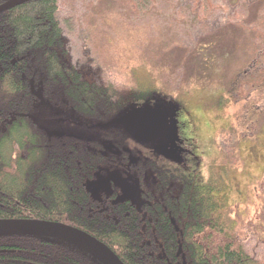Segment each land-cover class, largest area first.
<instances>
[{"label": "trees", "instance_id": "trees-1", "mask_svg": "<svg viewBox=\"0 0 264 264\" xmlns=\"http://www.w3.org/2000/svg\"><path fill=\"white\" fill-rule=\"evenodd\" d=\"M57 14V0H34L0 14V220L75 227L104 243L123 264H263L238 241L226 179H197V172L165 149L168 154L138 144L121 127L88 129L93 118L103 124L117 118L114 105L106 108L117 92L88 82L70 62ZM258 38L254 61L233 81L238 97L240 86L250 83L261 107L264 68L257 80L250 75L264 65V38ZM169 84H161L160 93L154 83L138 86L126 109L149 104L145 99L154 94L180 91H169ZM262 109L241 115L239 126L249 130L257 121L258 127ZM110 178L141 180L143 205H118L115 188L108 199L91 192L97 179ZM15 244H22L15 246L19 264H101L74 245L32 236H0V264L15 262L6 252Z\"/></svg>", "mask_w": 264, "mask_h": 264}, {"label": "rangeland", "instance_id": "rangeland-1", "mask_svg": "<svg viewBox=\"0 0 264 264\" xmlns=\"http://www.w3.org/2000/svg\"><path fill=\"white\" fill-rule=\"evenodd\" d=\"M57 2L68 58L88 82L115 88L114 103L106 107L114 105L119 111L115 120L128 111L138 86L148 89L154 83L160 93L161 84L166 82L170 83L169 91L180 89L175 94H154L153 100L145 99L149 104L132 106L171 113L170 124L158 141L149 143L153 144L151 149H165L169 154L164 153L186 168L200 165L199 172L217 157L216 149L221 151L230 190V221L246 253L264 264V179L244 178L264 176L259 167H251L258 165L256 160H261L257 158L264 155V148L250 146L254 137L247 129L241 131L237 123L239 113L244 112L243 102L254 95L251 84L240 86L243 97H238L233 81L238 71L254 61L258 37L264 38V0ZM200 44L203 52L198 50ZM263 68L260 65L247 72L256 79ZM170 74L172 78L163 79ZM261 107L259 124L264 129V105ZM94 119L87 121L90 131L96 126L118 125L115 120L103 124ZM68 126L69 132H74L73 124ZM229 132L246 141L240 146H222ZM258 139L264 142L260 136ZM136 181L141 187L142 181Z\"/></svg>", "mask_w": 264, "mask_h": 264}, {"label": "water", "instance_id": "water-1", "mask_svg": "<svg viewBox=\"0 0 264 264\" xmlns=\"http://www.w3.org/2000/svg\"><path fill=\"white\" fill-rule=\"evenodd\" d=\"M0 14L34 0H0ZM171 115L160 108L137 107L114 121L139 144L156 141L170 124ZM138 192V187L132 188ZM0 236H39L74 245L95 257L101 264H123L104 244L73 227L48 221L0 220Z\"/></svg>", "mask_w": 264, "mask_h": 264}, {"label": "flooded vegetation", "instance_id": "flooded-vegetation-1", "mask_svg": "<svg viewBox=\"0 0 264 264\" xmlns=\"http://www.w3.org/2000/svg\"><path fill=\"white\" fill-rule=\"evenodd\" d=\"M254 95H252V99L249 98L250 104L249 107L246 108V106L248 105V102L245 101L243 102V108H244V112L243 113H239V116L237 117V123L239 125V118L240 115L246 116L249 114H254L256 113V109H260L261 107L259 105L256 104V95H255V90H254ZM73 126H76L73 124ZM240 127V126H239ZM232 130V128H230ZM243 129H241L242 131ZM46 131L48 132H52L51 127L49 129H46ZM58 132H61L63 134V129H59L57 130ZM234 131V130H232ZM249 135L254 137L252 141H250L252 145L250 146H255L258 147L259 149H262L261 146L264 148V142L260 143L258 136H260V139L262 138L264 140V129L262 128V125L259 124V126L257 127V121H253L250 123L249 126ZM231 132H229L230 134ZM259 133V134H258ZM228 134V138L224 137L222 142V146L226 147L228 145L232 144H237L240 146V144L242 143V141H246V139H241V137L235 138L234 137V133ZM232 135V136H231ZM251 149V147H250ZM254 150V149H253ZM239 153H240V149H238ZM216 153H217V157L215 156L214 158H212L208 164H206L204 166V171L203 172H199L198 169L200 168V165H194V164H189L188 165V170L194 171L198 173V177L197 179H200L202 181H207L208 179H226L225 178V161L223 157L221 156V151H218L216 149ZM256 154V153H255ZM257 159H261V160H256V162H258L257 166H251L255 169H258V167L261 169V171H263L264 173V155L262 153V155H258ZM216 161V162H215ZM255 163V160L252 159V164ZM245 179H264V176H255V175H245L244 176ZM193 179V178H191ZM102 180H104L105 185L102 186L101 189H98V186L101 182H103ZM96 183H98L95 186H91V192L95 195V196H106V199H108V197H112V195L114 194L113 189L115 188L117 189L116 192L119 194L118 198H119V203H127L130 206H133L135 208L141 207L145 201L143 195H144V191L141 189L140 186H137L136 184L138 183L136 180L134 179H97ZM134 187H138V192H136L135 190H133L132 188ZM140 187V188H139ZM112 189V190H111ZM225 193H224V189H222L220 191L219 197L224 198ZM221 204H222V200H221ZM222 208V206H221ZM75 228V227H74ZM82 231V230H81ZM84 232V231H83ZM87 234V233H86ZM89 235V234H88ZM91 237H93L92 235H90ZM95 238V237H93ZM49 241H55L56 239H51V238H47ZM96 240H98L97 238H95ZM60 241V240H57ZM99 241V240H98ZM63 242V241H60ZM101 242V241H99ZM102 243V242H101ZM104 244V243H103ZM19 245L22 244H15L9 251H6L8 253H10L9 255H11L14 259L15 262L12 264H19V262H16L18 256L21 255H17V253H20L21 250H18L16 247H18ZM105 245V244H104ZM16 246V247H15ZM109 248V247H108ZM25 257H23L24 259ZM19 260V259H18ZM21 264V262H20ZM33 264V262L31 263Z\"/></svg>", "mask_w": 264, "mask_h": 264}]
</instances>
